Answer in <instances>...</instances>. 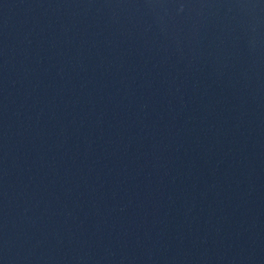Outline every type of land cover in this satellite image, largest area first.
<instances>
[{"label":"water","instance_id":"obj_1","mask_svg":"<svg viewBox=\"0 0 264 264\" xmlns=\"http://www.w3.org/2000/svg\"><path fill=\"white\" fill-rule=\"evenodd\" d=\"M236 11L264 30V0H224Z\"/></svg>","mask_w":264,"mask_h":264}]
</instances>
